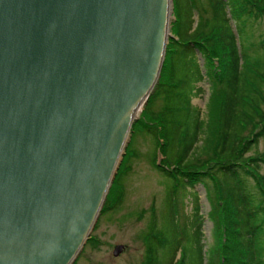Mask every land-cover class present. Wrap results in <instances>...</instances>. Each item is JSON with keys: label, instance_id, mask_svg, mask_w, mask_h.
Instances as JSON below:
<instances>
[{"label": "water", "instance_id": "1", "mask_svg": "<svg viewBox=\"0 0 264 264\" xmlns=\"http://www.w3.org/2000/svg\"><path fill=\"white\" fill-rule=\"evenodd\" d=\"M173 7L0 0V264L75 263L161 77Z\"/></svg>", "mask_w": 264, "mask_h": 264}, {"label": "trees", "instance_id": "2", "mask_svg": "<svg viewBox=\"0 0 264 264\" xmlns=\"http://www.w3.org/2000/svg\"><path fill=\"white\" fill-rule=\"evenodd\" d=\"M208 2L210 8L200 0H186L184 8H176L178 39L170 42L161 77L135 132L153 139L156 153L163 156L159 169L176 183L206 188L211 213L224 231L211 249L210 264H264V151L250 154L264 140V34L256 41L249 35L251 22L264 18V0ZM208 9L210 17L195 20V11L203 16ZM199 56L218 92L217 136L192 103L204 78ZM178 69H189L199 78L174 82ZM180 86L184 92L176 91ZM161 98L164 106L149 117L148 109ZM116 205L107 200L102 212ZM190 220L196 248L184 251L179 241H153L150 236L143 264H205L199 224Z\"/></svg>", "mask_w": 264, "mask_h": 264}, {"label": "rangeland", "instance_id": "3", "mask_svg": "<svg viewBox=\"0 0 264 264\" xmlns=\"http://www.w3.org/2000/svg\"><path fill=\"white\" fill-rule=\"evenodd\" d=\"M200 1L205 7L210 8L208 0ZM185 4L186 0H176V4L174 0L170 19L171 36L166 57L172 39H178L175 30L176 8L181 10ZM201 15L195 11V20L204 16L210 17L212 13L208 9V12ZM263 34L264 18L251 22L249 26L251 39L256 41ZM199 59L204 78L199 81L197 87H200L202 91L193 97L192 103L199 108L201 120L208 124L217 136L218 133L215 132L218 131V92L204 67L202 56H199ZM192 77L198 79L199 74L190 73L189 69H178L174 73L173 81L181 80L185 83ZM184 87L180 86L176 91L184 92ZM145 106L146 104L132 126L128 146L106 197V201L112 200L114 205L120 198L123 197V200H120L114 208H108L100 214L90 238L75 261L77 264H143L150 236L153 241L162 237L167 238L169 243L179 241L181 250L185 251L193 247L191 239L193 222L191 223L190 220L192 218L197 219L199 224L200 244L204 247L205 264H210L211 249L213 250L218 244V238L224 235V231L218 226L217 219L211 213L212 206L206 188L201 184L192 188L183 181L176 183L172 177L159 169L158 165L163 156L159 152L156 153L153 139L144 132H135L137 122L142 117L145 118L143 115ZM163 106L164 101L161 98L148 109L147 115L151 117ZM203 138L204 136L201 135V139ZM200 144H202L201 141L198 146ZM130 145L131 149L128 150ZM257 150L264 151V140H261L257 149L252 150L250 154ZM261 171L264 172V166ZM118 174L119 178L115 183ZM211 184L213 185L212 182ZM117 245H123L124 248L119 255H114ZM196 247L197 245L193 248Z\"/></svg>", "mask_w": 264, "mask_h": 264}, {"label": "bare ground", "instance_id": "4", "mask_svg": "<svg viewBox=\"0 0 264 264\" xmlns=\"http://www.w3.org/2000/svg\"><path fill=\"white\" fill-rule=\"evenodd\" d=\"M170 19H171V17H170ZM141 110H142V108H139L138 111L136 112V114H139Z\"/></svg>", "mask_w": 264, "mask_h": 264}]
</instances>
